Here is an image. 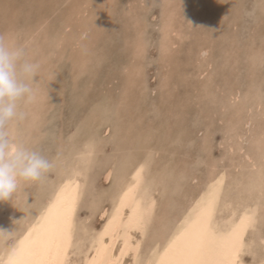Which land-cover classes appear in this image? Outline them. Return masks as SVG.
Masks as SVG:
<instances>
[{
    "label": "rangeland",
    "instance_id": "374dc122",
    "mask_svg": "<svg viewBox=\"0 0 264 264\" xmlns=\"http://www.w3.org/2000/svg\"><path fill=\"white\" fill-rule=\"evenodd\" d=\"M42 1L0 0V34L39 65L35 100L21 103L24 118L6 131L13 143L54 164L40 181H22L0 201V253L71 173L81 184L78 250L68 261L80 264L113 196L145 162L154 207L139 264L190 201L221 177L215 216L257 204L241 260L261 264L264 0ZM10 207L15 216L8 221Z\"/></svg>",
    "mask_w": 264,
    "mask_h": 264
},
{
    "label": "bare ground",
    "instance_id": "6f19581e",
    "mask_svg": "<svg viewBox=\"0 0 264 264\" xmlns=\"http://www.w3.org/2000/svg\"><path fill=\"white\" fill-rule=\"evenodd\" d=\"M77 13L79 12L77 11ZM144 168L145 162H140L129 171L127 180L113 196V202L111 201L112 204L109 210H107L106 214L103 212L104 219L100 227L98 229L95 228L94 232L91 231L87 249L83 253L80 264H139L141 238L151 219L154 207L150 186L144 181ZM70 174L64 177L60 183L57 182L59 185L56 183L57 187L50 193L51 195L45 204L37 213L30 217L25 226L15 235L10 246L0 253V264H69L68 257L70 252L73 249H77L75 247V240L77 239H75L74 235V220L76 219H74V213L80 196L81 184L77 182L73 174ZM77 177L79 178V176ZM222 180V177L219 180L217 179V181L213 179L205 191L190 201L173 229L166 236L164 234L165 237L161 241H156L150 247L142 264H244L241 260V255L245 251L246 246L249 245L245 244V234L249 228L255 225L258 206L257 204H247L238 210H232L231 208L229 214H227L228 212L225 213L227 214L226 218L220 217L222 219L219 218L220 220H218L219 215L215 216V211L219 192L222 191L220 189ZM228 205L227 203L226 207H224L228 208ZM14 209L12 207L7 209V214L11 218L8 221L15 216ZM223 210L225 211V209ZM80 243L82 242L80 241ZM83 243L86 242L84 241ZM260 256L262 257V255ZM261 264H264V261Z\"/></svg>",
    "mask_w": 264,
    "mask_h": 264
},
{
    "label": "clouds",
    "instance_id": "9594fccd",
    "mask_svg": "<svg viewBox=\"0 0 264 264\" xmlns=\"http://www.w3.org/2000/svg\"><path fill=\"white\" fill-rule=\"evenodd\" d=\"M38 70L23 46L0 34V201L11 198L20 182H38L54 167L40 152L13 143L6 131L9 122L24 118L21 103L34 102Z\"/></svg>",
    "mask_w": 264,
    "mask_h": 264
}]
</instances>
